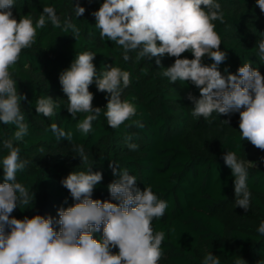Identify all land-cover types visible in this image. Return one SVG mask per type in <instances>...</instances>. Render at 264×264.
<instances>
[{"label":"trees","instance_id":"16d2710c","mask_svg":"<svg viewBox=\"0 0 264 264\" xmlns=\"http://www.w3.org/2000/svg\"><path fill=\"white\" fill-rule=\"evenodd\" d=\"M218 2L224 12V22L214 23L222 40L220 48L227 53L219 70L226 75L224 69L228 68L235 74L240 66L249 63L264 75V62L256 46L264 39V13L256 0ZM76 3L86 9L77 18ZM101 3L103 0L91 3L88 0H15L12 12L17 19L31 16L35 21L43 7L51 6L61 22L70 18L80 34L75 38L71 31L65 33L51 23L46 24L38 29L33 47L23 50L11 69L18 93L27 97L21 101V111L29 125V135L24 141L16 142L21 158L29 161L28 167L17 173V181L34 193L29 205H18L11 215L17 219L36 214L58 219L59 208L75 203L61 181L69 173L86 171L89 167L103 175L92 198L111 200L107 186L114 177L109 164L116 162L122 170L136 176L137 187L143 190L150 186L168 204L165 215L152 222L155 231L165 232L162 259L166 264H202L209 252L221 264H235L237 259H243L244 264L264 261V236L257 232L264 221V156L250 159L253 166L248 170L247 184L252 193L249 209L255 212L256 221L250 227L231 228L222 216L229 206L236 207L234 177L222 156L227 150L235 151L239 159L247 161L253 151L251 143L240 139L239 130L231 128L239 125V113L230 116L213 113L210 123L202 117L193 118L190 115L193 105L187 96L191 92L198 98L199 89L190 82L171 84L160 75L175 58L165 54L158 66L155 57L137 62L136 53L130 52L131 58L125 61L122 47L106 38L101 40L95 27L91 13ZM85 51L97 53L93 63L98 73L110 65L131 73V84L123 89L121 98L135 104L137 113L117 129L108 126L102 110L92 122V131L84 135L76 127L84 114H77L73 119L65 108L67 99L59 76L70 67L76 55ZM181 58L194 57L186 52ZM212 62L204 59L205 64ZM89 91L94 95L93 106L104 109L110 94L98 91L95 84ZM46 96L60 103L51 118L35 111V100ZM133 121H141L144 127L137 128ZM52 124L71 133L72 141H57L51 131ZM14 131V125L0 123V141L12 136ZM202 139L210 147L195 151L193 143H201ZM129 144L137 147L131 150ZM81 145L87 162H82L79 153L74 151V146ZM6 154L7 150L0 144V157ZM0 182H3L2 169ZM54 226L58 231L59 226ZM94 237L101 239L102 229Z\"/></svg>","mask_w":264,"mask_h":264},{"label":"clouds","instance_id":"9594fccd","mask_svg":"<svg viewBox=\"0 0 264 264\" xmlns=\"http://www.w3.org/2000/svg\"><path fill=\"white\" fill-rule=\"evenodd\" d=\"M256 3L264 13V0ZM14 7L15 0H0V123L15 126L12 136L0 141L7 150L0 157L3 170L0 264H159L164 255L165 232L155 231L152 222L165 215L168 204L150 186L143 190L137 187L136 176L122 170L116 162L109 164L114 177L107 186L111 200L92 198L103 175L89 167L86 171H73L61 181L75 203L59 208L58 219L39 214L17 219L11 215L18 205L27 206L34 199V193L17 181V173L23 172L29 161L21 158L16 142L24 141L29 135V125L21 111V101L27 97L18 93L11 69L22 51L33 47L38 29L46 24L51 23L65 33L71 31L75 38L80 34L70 18L61 22L51 6L43 7L35 21L31 16L17 19L12 12ZM74 11L77 18L86 9L76 3ZM91 15L101 40L106 38L122 47L125 61L131 58L130 52L136 53L137 62L155 57L158 66L165 54L175 58L160 75L171 84L190 82L199 89L198 98L191 92L187 96L193 105L190 113L193 118L209 120L213 113L230 116L238 112L240 139L264 150V75L249 63L240 66L235 74L228 68L224 69L226 75L219 70L227 53L220 48L222 40L214 23L224 22L218 0H103ZM256 46L264 62V39ZM186 52L194 58H181ZM96 54L79 53L59 76L68 113L73 119L77 114H84L76 125L84 135L92 131V122L102 110L112 129L119 128L137 113L135 104L121 98L123 89L131 84V73L113 65L98 73L93 63ZM205 58L213 62L205 64ZM93 84L98 91L110 94L104 109L93 106L94 95L89 91ZM59 107L60 103L51 96L35 100L36 113L47 118L56 115ZM133 123L137 128L144 127L141 121ZM51 131L57 141H72V134L56 124L51 125ZM136 147L129 144L131 150ZM74 151L79 153L82 162H87L82 145L74 146ZM222 159L234 177L235 205L248 211L252 198L247 184L248 170L253 165L251 161L239 159L235 151L227 150ZM54 225L59 226L58 231ZM101 229L102 238H95L94 233ZM257 232L264 236V221ZM202 264H221V261L209 252ZM235 264H244V260L237 259Z\"/></svg>","mask_w":264,"mask_h":264},{"label":"rangeland","instance_id":"374dc122","mask_svg":"<svg viewBox=\"0 0 264 264\" xmlns=\"http://www.w3.org/2000/svg\"><path fill=\"white\" fill-rule=\"evenodd\" d=\"M231 128L235 130H239V125H232ZM195 141L193 144V148L195 151L204 150L208 147H210L209 142L205 139H202V141ZM247 143L250 144V142L247 141ZM253 147L252 155L247 156V161H250V159L254 158H261L264 156V150L257 149L256 147ZM222 216L227 224V226L231 228H238V227H250L253 225V223L256 221V214L251 209H248V211H245L244 209L240 207L235 206H229L227 210H224L222 212ZM159 264H166V262L161 259L159 261Z\"/></svg>","mask_w":264,"mask_h":264}]
</instances>
